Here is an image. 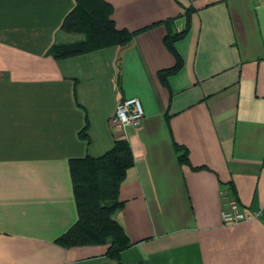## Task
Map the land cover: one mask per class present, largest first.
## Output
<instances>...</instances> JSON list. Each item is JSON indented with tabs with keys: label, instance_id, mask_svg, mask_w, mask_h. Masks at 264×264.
<instances>
[{
	"label": "crops",
	"instance_id": "obj_1",
	"mask_svg": "<svg viewBox=\"0 0 264 264\" xmlns=\"http://www.w3.org/2000/svg\"><path fill=\"white\" fill-rule=\"evenodd\" d=\"M105 1L132 42L56 59L76 0H0V264H118L57 242L78 220L70 160L117 141L135 158L122 264H264V2ZM128 98L145 117L123 129ZM228 200L250 218L225 224Z\"/></svg>",
	"mask_w": 264,
	"mask_h": 264
},
{
	"label": "trees",
	"instance_id": "obj_2",
	"mask_svg": "<svg viewBox=\"0 0 264 264\" xmlns=\"http://www.w3.org/2000/svg\"><path fill=\"white\" fill-rule=\"evenodd\" d=\"M76 2V8L67 16L62 29L82 38L73 43L54 45L50 51L54 58L65 59L99 49L124 47L136 36L137 33L116 27L112 18L113 7L105 0ZM186 32L187 29L166 37V45L171 51H174V43ZM165 75L167 72L161 73L164 78ZM134 164V154L128 141H117L113 149L101 157L70 160L78 220L58 239L61 246L108 245V256L122 264L121 255L131 242L115 215L124 207L120 188Z\"/></svg>",
	"mask_w": 264,
	"mask_h": 264
},
{
	"label": "built area",
	"instance_id": "obj_3",
	"mask_svg": "<svg viewBox=\"0 0 264 264\" xmlns=\"http://www.w3.org/2000/svg\"><path fill=\"white\" fill-rule=\"evenodd\" d=\"M262 1L264 2V0ZM144 117L145 112L140 99L128 98L118 104L113 122L117 127L125 129L130 126H140ZM222 217L224 223L228 225L236 224L250 218L235 200H228L224 203Z\"/></svg>",
	"mask_w": 264,
	"mask_h": 264
},
{
	"label": "rangeland",
	"instance_id": "obj_4",
	"mask_svg": "<svg viewBox=\"0 0 264 264\" xmlns=\"http://www.w3.org/2000/svg\"><path fill=\"white\" fill-rule=\"evenodd\" d=\"M69 37H70V40L81 39L82 38L81 35H77V34H70Z\"/></svg>",
	"mask_w": 264,
	"mask_h": 264
}]
</instances>
